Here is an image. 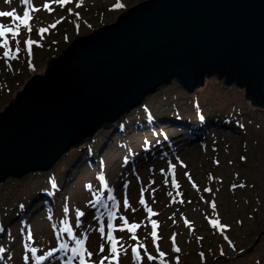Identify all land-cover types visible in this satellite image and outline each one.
Returning a JSON list of instances; mask_svg holds the SVG:
<instances>
[{
    "label": "rangeland",
    "instance_id": "obj_1",
    "mask_svg": "<svg viewBox=\"0 0 264 264\" xmlns=\"http://www.w3.org/2000/svg\"><path fill=\"white\" fill-rule=\"evenodd\" d=\"M143 1L83 0L76 8L78 0H71L64 9L51 4L52 13L30 10L33 31L28 33L21 26L18 59L6 64L0 50V112L29 79L45 72L49 59L57 58L74 39L114 23L119 15ZM43 2L33 0V5L42 7ZM116 3L124 7L116 9ZM68 7L72 13L66 10ZM12 9L22 16L24 6L20 0H11L10 4L0 0V11ZM61 16V23L41 39L39 27H48ZM0 23L15 26L12 18L0 17ZM29 37L42 44L33 45V67L28 66L23 43ZM9 41L15 50L10 34ZM119 121L101 129L96 141L65 154L48 173L8 179L3 184L0 249L4 251L0 252V264H36L34 257L27 262L23 259L30 255L29 248H36L39 255L53 247L58 249L61 242L71 245V239L58 234V228L62 220L73 224L77 207L86 215L73 232H88V246L96 253L93 259H98L102 255L98 253V228L107 221L113 203L107 199V189L100 185L101 175L120 205L112 209L116 217L125 215L130 223L141 224L136 235L157 256L152 264H160L157 245L166 253L165 264H177V257L179 264H264V108L246 99L244 89L235 84L227 86L216 77L207 78L193 93L173 80ZM172 164L176 165L174 173ZM185 173L192 177L191 182ZM173 178L179 188L173 187ZM52 180L57 188L51 187ZM98 189L108 207L95 202ZM141 189L148 206L158 215L149 217L138 203ZM125 194L136 212L123 210ZM64 206L69 208L66 214ZM151 220L158 224L155 244L150 235ZM213 221L225 227L214 228ZM113 222L117 229L122 225L119 219ZM114 236L129 249L126 255L121 254L120 264H134L131 247L137 241L126 229L117 230ZM173 236L179 253L172 248ZM66 259L65 253L56 251L44 264H65ZM143 264L150 262L144 258Z\"/></svg>",
    "mask_w": 264,
    "mask_h": 264
},
{
    "label": "water",
    "instance_id": "obj_2",
    "mask_svg": "<svg viewBox=\"0 0 264 264\" xmlns=\"http://www.w3.org/2000/svg\"><path fill=\"white\" fill-rule=\"evenodd\" d=\"M216 77L264 108V0H145L77 37L0 112V190L65 154L177 81Z\"/></svg>",
    "mask_w": 264,
    "mask_h": 264
},
{
    "label": "snow or ice",
    "instance_id": "obj_3",
    "mask_svg": "<svg viewBox=\"0 0 264 264\" xmlns=\"http://www.w3.org/2000/svg\"><path fill=\"white\" fill-rule=\"evenodd\" d=\"M6 3H11V0H6ZM20 3L22 6H24V11L22 16L17 15L16 9H12L10 11H0V17H7L12 18L15 26L7 25L4 23H0V50H2V56L4 58V62L7 64L9 60H17L18 59V53L21 51L19 45L20 40L17 39V37L21 33V26H23L24 29L27 30L28 33H31L33 31L32 25H30V20L33 19V16L30 15V10L32 13H38L41 10L47 11L48 13H52L54 9L50 6L51 4L58 5L61 9H64L66 5H69L71 3V0H44L42 3V7H35L33 5V0H20ZM83 4V0H78V2L75 4L76 8H80ZM116 9H121L124 7L122 3H116L114 5ZM69 13H72L73 9L71 7H68L66 9ZM75 15L78 17L79 13H75ZM64 19L63 16H61L59 19H56L52 24H50L48 27H39L38 34H40V38L43 39V34L47 33L49 29H55L56 25L61 23V21ZM18 22V23H17ZM75 27L78 29L79 24L75 25ZM9 34L11 35V39L15 42V50L10 45L9 41ZM27 56L29 58L28 66L33 67V64L31 62V58L34 55L33 53V45H36L37 47H42V44L39 40H33L32 38H26L23 41ZM34 70V69H33ZM200 119H204L203 116L200 117ZM240 127H243V125H240ZM241 159H245V157H241ZM216 163H219L217 161ZM183 167H186V165H181ZM171 168L173 170V173L175 172L176 165L172 164ZM185 175H188L185 173ZM188 179L191 182L192 177L188 175ZM100 185L103 189H107V199L112 201V206L108 211V219L105 223L100 224L98 228L99 232V249L98 253L102 254L99 255L98 259H93L94 253L93 250H90L88 246L89 241V234L87 231L84 233H74L73 227H79L81 223L82 217L86 215L85 211H82L79 207L75 210V219L73 221V224H69L68 220H62L60 223V227L58 228V234L64 233L67 234V236L71 239L72 243L69 245L67 242H61L59 244V248L53 247L51 250L44 252L42 254L37 255V249L32 247L29 248V256L23 257L24 261H29L32 257L35 258L36 264H44L45 261L48 260V258L52 257L53 254L56 251H60L66 254L67 259L65 261V264H120V256L121 254H127L128 248L124 247V245L114 236V232L119 230L120 232H124L125 229L128 233L131 234V239L137 241V244L135 246L131 247V254L132 259L134 261V264H143L144 258L150 264L154 262L157 259V256L150 253L147 249V247L139 241V238L136 235V232L138 229L141 228V224L137 222H129V219L125 215H121L118 218L116 217V213L112 209H117L120 207V205L116 201V197L112 194L113 190L109 188L108 184L106 183L105 176L101 175L99 177ZM171 183L174 188H179V184L177 183L176 179H172ZM51 187L57 188V182L55 180L51 181ZM91 188V185L88 186ZM127 187V185H125ZM192 187H196V185L193 183ZM233 187H236V185H233ZM239 187H244V185H239ZM205 191H211L210 189H205ZM171 195V193H169ZM103 193L99 191L95 195V202L97 204H101L104 207H108V205L104 204V200L102 198ZM138 203L143 206L144 210L147 211L149 217L158 215L156 212L153 211L151 207L148 206V203L144 199L143 196V189H141V194L138 200ZM22 207V205H21ZM216 204H212L213 210L216 209ZM122 208L126 212L127 210L131 209L132 212H136L137 209L133 207V205L130 203V200L128 198V195L125 194L122 199ZM69 212V208L67 206L63 207V213L66 214ZM114 219H119L122 221V225L118 227L114 224ZM214 228H224L225 225L219 223V221H213L212 222ZM146 227V226H145ZM157 221L151 220V237L153 240V243H156L157 240ZM0 231H3V229H0ZM33 237L30 234L29 239L31 240ZM172 248L175 252L179 253L181 249L176 246L175 237L172 238ZM27 247V246H25ZM141 249L143 250V256L141 255ZM4 251V249H0V252ZM156 253H158V257L160 258V264H165L164 257L166 256V253L162 251L159 247V245L156 246L155 249ZM223 254V253H221ZM201 257H203V253L200 254ZM177 259V264H179V257Z\"/></svg>",
    "mask_w": 264,
    "mask_h": 264
},
{
    "label": "trees",
    "instance_id": "obj_4",
    "mask_svg": "<svg viewBox=\"0 0 264 264\" xmlns=\"http://www.w3.org/2000/svg\"><path fill=\"white\" fill-rule=\"evenodd\" d=\"M119 122H120V121H119ZM195 122H201V121H200V120H196ZM117 123H118V122H117ZM117 123H114V124H117ZM114 124H112V125H104L102 129L104 130V129L110 127V126H113ZM92 141L94 142V141H96V139L94 138V139H92V140L86 141L85 143L80 144L77 148H80V147L86 146V145H88L89 143H91ZM74 149H75V148H74ZM72 150H73V149H72Z\"/></svg>",
    "mask_w": 264,
    "mask_h": 264
}]
</instances>
